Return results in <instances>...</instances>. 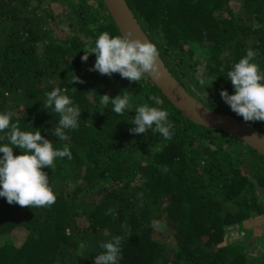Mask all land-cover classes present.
Wrapping results in <instances>:
<instances>
[{
  "label": "trees",
  "instance_id": "obj_1",
  "mask_svg": "<svg viewBox=\"0 0 264 264\" xmlns=\"http://www.w3.org/2000/svg\"><path fill=\"white\" fill-rule=\"evenodd\" d=\"M126 2L186 90L243 119L220 90L234 93L226 75L249 48L264 73V0ZM105 31L122 35L102 0H0V113L10 111L21 130H40L72 153L43 169L53 205L21 207L0 197V264H94L99 245L116 235L124 236L117 264H264V232L254 254L245 225L264 219V155L187 118L147 74L134 82L89 71L96 56L83 62V48ZM72 73L84 82L69 83ZM55 87L67 88L81 109L67 140L52 135L59 114L44 108ZM121 92L130 93L133 109L167 110L172 139L154 126L136 135L129 131L134 110L118 115L100 104V95ZM249 123L264 132V121ZM21 152L13 146L14 155ZM232 225L233 235L246 236L228 241ZM16 229L25 233L20 244L11 238Z\"/></svg>",
  "mask_w": 264,
  "mask_h": 264
},
{
  "label": "clouds",
  "instance_id": "obj_2",
  "mask_svg": "<svg viewBox=\"0 0 264 264\" xmlns=\"http://www.w3.org/2000/svg\"><path fill=\"white\" fill-rule=\"evenodd\" d=\"M83 53V62L88 60L89 54L95 53V63L89 71H97L101 75L111 77L113 73H119L121 78L139 82L145 74L154 78H159L161 74L157 46L146 38L134 36L130 31L116 36L102 32L94 46L83 48ZM255 56L256 52L249 48L245 56L231 65L226 78L232 83L233 94L230 95L226 89L220 90L224 102L245 122L264 121V73L254 62ZM83 82L72 73L69 83ZM211 82L205 84L203 79L199 80L204 88L211 86ZM66 91L67 88L63 92L59 87L53 88L46 93L44 104L45 109L54 108L55 113L59 114L58 124L52 130V135L58 140H67L66 130L79 127L81 109L64 94ZM149 98L159 103L156 96ZM100 104L104 109L111 104V111L118 115L134 110L135 115L130 122L134 127L129 131L136 135L145 134L154 126V130L165 140L172 139L173 124L168 120L169 113L165 109L148 104L133 109L128 92H121L115 97L100 95ZM11 117L10 111L0 113V133H3L0 135V197H5L9 204L15 203L21 207L51 206L56 202V193L49 183L48 173L43 169L47 166L52 170L56 158L72 159L70 148L68 145L55 148L53 142L41 135L40 130H21L19 122L12 123ZM13 146L21 149V154L14 155ZM108 214L116 218L115 210L109 209ZM127 231L130 236V230ZM123 240L124 236L116 235L110 241L101 243L99 246L103 251L94 257V264H117L121 258Z\"/></svg>",
  "mask_w": 264,
  "mask_h": 264
},
{
  "label": "water",
  "instance_id": "obj_3",
  "mask_svg": "<svg viewBox=\"0 0 264 264\" xmlns=\"http://www.w3.org/2000/svg\"><path fill=\"white\" fill-rule=\"evenodd\" d=\"M123 35L131 32L134 36L148 38L126 0H102ZM161 74L159 78L148 75L161 92L182 114L197 124L221 129L242 139L264 155V132L256 126L230 113L215 111L190 94L183 84L171 73L159 55Z\"/></svg>",
  "mask_w": 264,
  "mask_h": 264
},
{
  "label": "rangeland",
  "instance_id": "obj_4",
  "mask_svg": "<svg viewBox=\"0 0 264 264\" xmlns=\"http://www.w3.org/2000/svg\"><path fill=\"white\" fill-rule=\"evenodd\" d=\"M245 225H247L246 227V231H247V237H250L253 239L252 245L250 247V252L252 253H256L257 250L260 249V245H258V243L256 244V242L254 241L256 235L262 233V230L264 232V219L262 218V220L260 218H253V219H249L246 221ZM235 225L229 226L227 227V235L226 238L228 241L232 240V239H240V238H244L245 236H237L233 235V232H237L236 229H238V227L234 228V230L232 229ZM240 227V226H239ZM232 233V234H231ZM242 235H244L245 233H241ZM253 234V235H252ZM25 233L21 230H14L11 233V238L13 239V241L17 244H20L22 242V240L24 239Z\"/></svg>",
  "mask_w": 264,
  "mask_h": 264
}]
</instances>
